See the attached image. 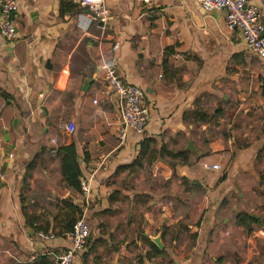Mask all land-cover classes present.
Returning a JSON list of instances; mask_svg holds the SVG:
<instances>
[{"label":"crops","instance_id":"obj_1","mask_svg":"<svg viewBox=\"0 0 264 264\" xmlns=\"http://www.w3.org/2000/svg\"><path fill=\"white\" fill-rule=\"evenodd\" d=\"M247 1L264 24V0ZM63 2L74 10L63 13ZM105 5L103 49L121 80L143 92L146 131L118 147L99 32L88 12L76 13L79 0H18L17 42L0 37V264H55L68 248L82 199L46 148L71 144L82 177L95 172L91 235L75 264H264L262 64L225 29L224 13L206 14L196 0ZM145 139L155 160L122 169ZM162 147L189 154L159 156ZM158 235L161 247L151 240Z\"/></svg>","mask_w":264,"mask_h":264},{"label":"built area","instance_id":"obj_2","mask_svg":"<svg viewBox=\"0 0 264 264\" xmlns=\"http://www.w3.org/2000/svg\"><path fill=\"white\" fill-rule=\"evenodd\" d=\"M34 1V0H28ZM206 14L224 13L225 29L228 32H238L242 44L253 52L264 69V24L261 21L260 10L250 5L247 0H196ZM143 6L150 5L151 0H138ZM79 5L86 9L91 21L99 32L97 38L98 68L103 73L111 93L116 99L119 118L118 147L125 146L130 132L142 137L149 122V109L144 104L143 92L132 85L125 84L116 73L110 59L103 49L108 29L109 13L105 0H79ZM18 11V0H0V37L10 45L17 42V32L13 25L14 15ZM94 105L97 103L93 101ZM74 125L65 126V132L71 135ZM53 144L55 140L51 141ZM57 150L51 153L56 155ZM12 158V156H9ZM204 170L216 171L219 165L203 164ZM95 172L80 179L79 195L82 199V215L72 224L68 234L69 246L56 257L55 264H75L84 251L91 230L87 225L86 214L92 200V181ZM4 177L0 174V180Z\"/></svg>","mask_w":264,"mask_h":264},{"label":"trees","instance_id":"obj_3","mask_svg":"<svg viewBox=\"0 0 264 264\" xmlns=\"http://www.w3.org/2000/svg\"><path fill=\"white\" fill-rule=\"evenodd\" d=\"M74 8H75L74 4H66L65 2H63L62 4L63 13L72 12ZM81 12H87V10L86 9L79 10L76 8V13H81ZM206 116L208 115H205V118H207L206 121L210 120V118ZM156 153L157 151L155 149V142L151 139H145L141 142V149H140L137 159L131 165L125 166L122 169H127V170L131 169L134 172H136V170H139L142 168L143 161L145 159H147L148 162H150L153 159L155 160ZM158 154L159 156L168 155L173 159V158H181L185 155H188L189 153L187 151L171 153L162 147ZM55 156L59 161L60 174L65 183V187L68 189H72L79 193L80 179L82 178L83 174L77 162V153H76L75 145L71 144L68 146L59 147L57 149ZM183 183L188 184L186 180H183ZM74 222L75 221L70 223L69 232L71 231V227Z\"/></svg>","mask_w":264,"mask_h":264},{"label":"water","instance_id":"obj_4","mask_svg":"<svg viewBox=\"0 0 264 264\" xmlns=\"http://www.w3.org/2000/svg\"><path fill=\"white\" fill-rule=\"evenodd\" d=\"M84 85H87V83L84 84ZM84 87H86V86H84ZM5 137H6V135H5ZM5 140L8 141L7 138H5ZM187 149L190 150V151H193V147H192V143L191 142L188 143ZM151 240H152V242L155 245H157L158 247H161L160 246V235H158L156 238H152ZM116 263H117V257L114 259L112 264H116Z\"/></svg>","mask_w":264,"mask_h":264},{"label":"rangeland","instance_id":"obj_5","mask_svg":"<svg viewBox=\"0 0 264 264\" xmlns=\"http://www.w3.org/2000/svg\"><path fill=\"white\" fill-rule=\"evenodd\" d=\"M65 123H67L68 124V121L67 120H65L64 121V124ZM63 128H62V126H61V128H60V130L63 132V130H62ZM58 130V129H57ZM63 135V134H62ZM50 148H46V151H49L47 154H48V157L52 160V161H55L56 160V156L53 154V153H51V149L49 150ZM58 160V159H57Z\"/></svg>","mask_w":264,"mask_h":264}]
</instances>
